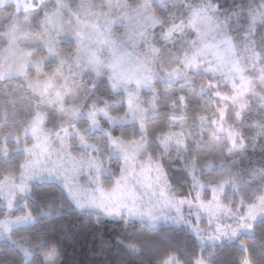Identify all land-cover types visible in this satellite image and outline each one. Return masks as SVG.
<instances>
[{"label":"snow or ice","instance_id":"6c2138e0","mask_svg":"<svg viewBox=\"0 0 264 264\" xmlns=\"http://www.w3.org/2000/svg\"><path fill=\"white\" fill-rule=\"evenodd\" d=\"M257 147L264 0H0V237L25 256L13 227L53 207L30 204L40 182L80 211L186 225L201 243L191 264H212L209 240L264 264L251 243L264 165L231 166ZM165 158L182 161L187 191ZM43 254L56 264L55 244ZM159 264L185 262L170 248Z\"/></svg>","mask_w":264,"mask_h":264},{"label":"trees","instance_id":"16d2710c","mask_svg":"<svg viewBox=\"0 0 264 264\" xmlns=\"http://www.w3.org/2000/svg\"><path fill=\"white\" fill-rule=\"evenodd\" d=\"M249 115L257 118V114ZM249 143L251 145L252 142ZM204 159L201 156V163ZM165 163L173 186L187 191L186 174L179 170L182 161L165 158ZM260 165H264V152L259 147L255 151L249 148L248 159L243 160L241 165L231 164L233 168ZM34 194L35 198H28L34 210L40 211L41 206L47 208L52 205L51 212L38 216L34 224L13 230L14 237L25 234L30 237L26 246L31 249L32 257L26 262L21 249L11 240H3L0 241V264H44L43 253L52 244L58 248V264H159L170 248L180 252L185 264H191V256L201 247L194 235L183 226H151L125 217L109 219L92 212H80L61 195L58 186L36 183ZM62 200L65 206L59 207ZM41 239L45 241L43 245H40ZM130 243L138 244L139 251L132 249ZM251 243L254 254L264 250V225L259 222ZM213 249L209 257L212 264H237L236 257L240 251L237 242L204 247L205 253Z\"/></svg>","mask_w":264,"mask_h":264},{"label":"rangeland","instance_id":"374dc122","mask_svg":"<svg viewBox=\"0 0 264 264\" xmlns=\"http://www.w3.org/2000/svg\"><path fill=\"white\" fill-rule=\"evenodd\" d=\"M37 183H40V182H37ZM22 207H23V204H22V202H19L18 203V205H17V209L19 210V209H22ZM0 209H2V207H0ZM80 211V210H79ZM186 211H187V209H186ZM80 212H92V213H96L97 212V210H95V209H86V210H84V211H80ZM99 215H101V216H103V217H105V218H109V219H120V218H122L123 216H120V217H116V216H113V217H107V216H104L103 214H99ZM127 219H133V220H138V221H143V222H145V223H147V224H149V225H151V226H155V225H158V224H168V225H173V226H183V227H186L187 229H188V227L186 226V225H184V224H179V225H177L175 222H173V221H166V220H164L163 218H161L159 221H157L156 223H152V222H150L149 220H147L146 218H144V219H141V218H138V217H129V218H127ZM29 225H31V224H29ZM20 227H24V226H20ZM16 228H18L17 226H14L13 227V230L14 229H16ZM189 230V229H188ZM190 231V230H189ZM191 232V231H190ZM192 233V232H191ZM3 240H9L8 239V237L7 236H4V237H0V241H3ZM233 242H236V241H228V240H224L223 242H219V241H216V242H213V241H206V242H204V244H203V248L204 247H206V246H216V245H219V244H221V243H233ZM198 243H199V245L201 246V243L198 241ZM15 246H17L16 244H14ZM18 247V246H17ZM19 249H21L20 247H18ZM22 250V249H21ZM22 252H23V250H22ZM23 255H24V257H25V260H26V262H28L30 259H31V257H32V254L30 255V256H25V254H24V252H23ZM59 263V261H58V258L56 257V264H58ZM44 264H50V262L48 261V260H46L45 259V256H44Z\"/></svg>","mask_w":264,"mask_h":264}]
</instances>
